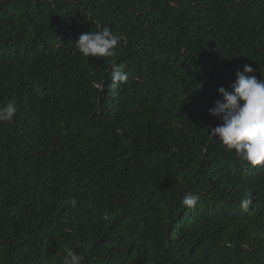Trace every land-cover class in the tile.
Returning a JSON list of instances; mask_svg holds the SVG:
<instances>
[{"label":"trees","instance_id":"16d2710c","mask_svg":"<svg viewBox=\"0 0 264 264\" xmlns=\"http://www.w3.org/2000/svg\"><path fill=\"white\" fill-rule=\"evenodd\" d=\"M97 24L114 57L76 49ZM245 64L264 79V0H0V264H264V165L207 132Z\"/></svg>","mask_w":264,"mask_h":264},{"label":"clouds","instance_id":"9594fccd","mask_svg":"<svg viewBox=\"0 0 264 264\" xmlns=\"http://www.w3.org/2000/svg\"><path fill=\"white\" fill-rule=\"evenodd\" d=\"M96 31L81 34L74 41L75 47L84 57L111 58L116 55L117 45L125 40L123 34L117 35L109 28L96 25ZM112 87L129 80V73L123 67L112 63L110 65ZM251 65H243L242 71L236 72L235 83L231 91L223 86L217 92L222 98L215 102L208 114L219 117L221 124L208 130L210 139H217L226 151L234 152L239 160L255 168L264 165V79H257L252 73ZM203 83L196 85V90L203 88ZM17 112L16 102L10 100L0 107V123H11ZM200 200V194L185 193L181 204L193 208ZM76 205V200L71 201ZM251 201L242 199L239 208L247 212ZM84 257L69 248L63 257L62 264H82Z\"/></svg>","mask_w":264,"mask_h":264}]
</instances>
